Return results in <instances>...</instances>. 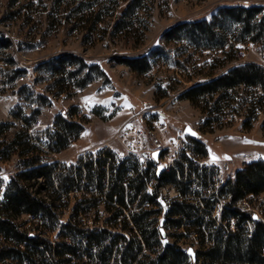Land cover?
<instances>
[{
    "label": "rangeland",
    "instance_id": "374dc122",
    "mask_svg": "<svg viewBox=\"0 0 264 264\" xmlns=\"http://www.w3.org/2000/svg\"><path fill=\"white\" fill-rule=\"evenodd\" d=\"M131 1L0 0V39L11 43V47L0 49V123L12 124L3 140L12 141L16 134L28 131L32 142L44 151L49 134L55 132L56 117L63 116L81 124L84 131L66 150L48 155L49 164H59L58 172H63V166L78 170L83 158L98 168V161L108 153L115 156L117 164H136L140 171L150 170L155 175L160 165L165 171H179L177 163H181L184 184L191 182L185 196L176 186L164 184L157 188L158 205L145 201L140 206L139 196L124 216L130 219L134 212L160 210L156 223L159 233L164 229L168 239L177 242L188 255L190 264H206L203 258L194 261L188 254L190 248L197 253L204 250L189 221L171 216L167 225L161 224L167 217L166 207L173 209L176 202H193L205 220H215L217 229L237 230L235 220H231L230 227L222 220L230 196L218 197L210 218L203 201L212 200L248 163L264 160V93L260 88L240 86L222 99L215 95L197 103L181 95L238 66L256 64L264 68V38L237 42L231 31L224 49L203 50L188 40L167 43L163 34L183 22H209L225 6L264 7V0H145L138 9L125 13ZM97 18L101 21L92 25ZM122 20L131 22V26L117 30L115 24ZM61 56L66 57L63 65L56 62ZM71 56L84 60L83 64ZM142 56L149 59L147 72L134 70L123 61ZM52 69L64 73L56 76ZM187 126L198 132L205 155L195 151L191 137L184 133ZM134 138L142 141V147H130ZM157 151L158 161L153 157ZM193 166L203 177L194 173ZM25 170L16 153L8 162L0 161V195H6L11 179ZM110 176L108 173L104 180L106 187ZM77 178L81 184L87 182ZM156 184L149 178V195H154ZM83 194L81 188L74 189L68 200L57 203L53 208L55 226L27 214L14 218L15 223L21 232L49 239L55 246L76 241L79 257L67 264H92L85 236L75 239L64 229L73 222L74 208L85 198ZM93 195L87 194L86 198ZM98 201L95 210L82 216V222L93 229L109 226L106 220L111 217L107 201L100 195ZM238 207L252 213L253 220L263 221L264 193L248 195ZM129 224L134 226L132 221ZM248 227L252 232L253 224ZM161 240L166 245L164 237ZM7 244L11 242L0 237V245Z\"/></svg>",
    "mask_w": 264,
    "mask_h": 264
},
{
    "label": "trees",
    "instance_id": "16d2710c",
    "mask_svg": "<svg viewBox=\"0 0 264 264\" xmlns=\"http://www.w3.org/2000/svg\"><path fill=\"white\" fill-rule=\"evenodd\" d=\"M143 1L145 0H132L125 13L138 9ZM263 10L264 7L258 5L225 6L211 21L180 23L166 31L163 39L167 43L188 40L197 48L216 50L226 47L228 33L233 31L237 42L246 40L258 42L264 38ZM260 15H263L262 18H259ZM100 21L97 18L93 20L92 25ZM225 25H229V28H224ZM129 26L131 22L125 20L115 24L117 30ZM7 47H11L10 41L0 39V49ZM65 58L61 56L56 62L63 65ZM69 58L82 64L84 62L77 57ZM123 61L134 70L147 72L150 69L148 56ZM94 68L98 69L97 66ZM50 71L56 76L64 73L59 69ZM240 86L260 88L264 93V68L256 64L235 67L209 82L188 89L181 98L193 103H197L200 99L213 98L215 95H219V99H222ZM212 111L214 110L210 111L211 114ZM11 126L12 124L7 122L0 123V161L8 162L11 155L16 153L22 160L23 168L27 170L11 179L6 194L9 202L0 209V237L5 242H11L10 245H0V264H67L73 257H79L77 247L79 243L76 241H65L55 246L49 239L21 232L14 218L27 214L40 218L49 226H55L57 216L53 208L57 207L58 202L63 203L65 198L68 200L74 189L80 190V188L85 198L75 207L73 218L75 222L68 223L64 229L75 239L85 236L87 253L92 264H190V259L182 247L177 242H171L167 234L164 240L168 239V243L163 244L161 233L156 226L160 210L145 209L134 212L130 219L124 216L126 208L134 204L139 196L140 206L145 201L158 205L155 198L158 195L157 188L164 184L176 186L185 196L191 182L184 184L185 169L181 163H177L179 171L164 170L157 176L150 170L140 171L136 164L130 165L125 161L117 164L115 156L108 153L98 161V168H95L92 162H86L82 164L83 168L80 167L76 171L63 166V172H58L59 164L57 162L49 164L48 155L66 150L73 140L79 138L84 131L81 124L57 116L54 124L55 132L49 134L50 140L45 145L44 151L38 149V146L32 142L28 131L16 134L12 141L3 140V136ZM190 140L195 144V151L202 155L206 154L202 142L197 138ZM193 169L199 178L203 177L198 167L193 166ZM108 173H111L110 184L106 187L104 180L107 179ZM132 173L135 176H132ZM192 176V174L188 176V179ZM77 177L85 178L87 182L81 184ZM149 178L157 182L154 195H149L147 192ZM33 187H36L35 191H32ZM94 189L97 190V195H93ZM43 192L46 194H42ZM262 193H264V160L252 161L231 176L218 194L213 195L212 200L204 198L203 201L205 213L210 218L218 197L224 194L230 196V201L223 210L222 220L228 222L227 227L231 226L232 219L235 220L236 231L217 229L215 220L211 218L205 220L200 208L193 202L186 201L176 202L173 209H168L164 224L170 222L171 216H182L189 221L197 230L201 246H204V250L196 252L197 260L201 257L206 264H264V220H253L252 213L238 207V203L248 195ZM87 194H92L93 197L86 198ZM98 195L108 203L106 208L111 217L106 223L109 226L94 229L89 226L83 227V223L76 216L95 210L99 203ZM118 220L122 222L117 223ZM130 221L134 226L129 224ZM177 221L181 223L182 220ZM249 223L253 224L252 232L248 227ZM208 241L210 244L206 245Z\"/></svg>",
    "mask_w": 264,
    "mask_h": 264
},
{
    "label": "water",
    "instance_id": "95a60500",
    "mask_svg": "<svg viewBox=\"0 0 264 264\" xmlns=\"http://www.w3.org/2000/svg\"><path fill=\"white\" fill-rule=\"evenodd\" d=\"M184 133H185L187 136L191 137V138H197V136H198V132H196V131H195L192 127H190V126H187V127L185 128ZM153 157H154V159H155L156 161H158V160H159V157H160V151L154 152V153H153ZM164 170H165V168H164L163 166L160 165V166L158 167L157 176H159ZM158 200H159V202L162 203L163 205H166V202H165L163 199L159 198ZM167 211H168V207H166V212H167ZM256 218H257V217L254 216V219H256ZM164 223H165V219L162 220L161 224L163 225ZM161 236H162V237H165V231H164V229H161ZM164 243L167 244V243H168V239H165V240H164ZM188 254H190V255L192 256V258H193L194 261L197 260V255H196V252L194 251L193 248L188 249Z\"/></svg>",
    "mask_w": 264,
    "mask_h": 264
},
{
    "label": "built area",
    "instance_id": "2783aa9c",
    "mask_svg": "<svg viewBox=\"0 0 264 264\" xmlns=\"http://www.w3.org/2000/svg\"><path fill=\"white\" fill-rule=\"evenodd\" d=\"M240 53L243 54V52H241V51H240ZM142 144H143V143H142V141H141L140 139H135V138H134V139H133V142H130L129 145H130L131 148H133V149H137V148L142 147ZM103 157H105V156H103ZM84 160H86V159L83 158V161H82L83 164L86 163ZM80 167L83 168L82 164L79 165V168H80ZM84 179H85V178L82 179V182L85 181ZM2 185L5 187L6 183H3ZM6 189H7V186H6ZM94 190H95V189H94ZM95 191H96V190H95ZM8 202H9L8 197H7L4 193L1 194V195H0V209H1V208H4V206H5ZM73 215L75 216V208H74ZM82 216H83L82 214L78 216V219H80L79 221H81V222H82ZM73 222H75V220H73ZM73 222H72V223H73ZM70 223H71V222H70ZM82 223H83V226H92V225H89V224L84 223V222H82ZM97 226H98V225H97Z\"/></svg>",
    "mask_w": 264,
    "mask_h": 264
}]
</instances>
